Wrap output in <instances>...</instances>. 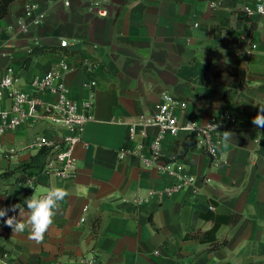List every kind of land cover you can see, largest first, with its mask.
<instances>
[{"label":"crops","instance_id":"1","mask_svg":"<svg viewBox=\"0 0 264 264\" xmlns=\"http://www.w3.org/2000/svg\"><path fill=\"white\" fill-rule=\"evenodd\" d=\"M26 1L13 0L0 18V77L12 66L16 85L34 93L31 78L65 61L71 99L82 101L83 82L96 81L94 118L75 146L71 175L43 169L25 181L0 180V207H26L52 187L69 192L41 244L0 220V254L22 264H264V128L252 123L264 108V15L243 12L255 0H107L106 15L95 12V0H35L40 21L25 32ZM35 47L43 50L27 61ZM241 71L242 85L232 84ZM164 91L186 102L174 108L181 124L223 120L216 164L197 143L165 171L122 154L135 145L128 123L155 111ZM65 131L47 120L8 131L2 140L17 153H0V173L24 161L43 168L50 157L26 145ZM224 131L233 133L226 149ZM187 135L165 133L162 156L181 152ZM218 216L227 219L220 218L214 242L191 236L211 230Z\"/></svg>","mask_w":264,"mask_h":264},{"label":"built area","instance_id":"2","mask_svg":"<svg viewBox=\"0 0 264 264\" xmlns=\"http://www.w3.org/2000/svg\"><path fill=\"white\" fill-rule=\"evenodd\" d=\"M107 0H95L93 5L95 12L106 15L107 9L104 3ZM69 4L70 0H64ZM215 6V3H212ZM38 3L28 0L24 3V16L20 20L22 31H28L31 24L40 21V15L36 14ZM246 15H264V0H255L251 5L243 7ZM60 44L65 46L67 41L62 39ZM252 46H255L252 44ZM3 54L0 51V55ZM69 66L62 61L56 68L48 70L42 75L33 76L30 80L34 93H29L16 85L17 75L12 66L5 68L0 77V99L7 100L8 105H0V153L15 155L17 148L7 145L2 136L8 131L16 129L25 122H38L47 120L52 125L66 129L50 139L45 134H38L26 145V148L44 149L50 157L43 169L50 173H56L63 177L71 175L75 169V146L81 141V135L85 125L93 116V87L95 80L83 82L87 89V96L80 102L68 96V89L63 80V75ZM39 91H51L56 94L54 100H46L39 96ZM185 106L186 102L176 98L172 93L164 91L155 111L150 114L141 113L136 119L128 123L127 138L135 141L131 149H123L122 154L137 155L144 166L156 167L165 171L168 161L162 156V139L165 133L177 134L180 130H186L196 138V143L211 157L213 164L219 159L218 130L223 126V120L208 121L205 124L187 122L181 124L174 112L176 105ZM232 119L231 116H227ZM233 120V119H232ZM154 127L155 132L149 134L146 127ZM53 163V164H52ZM194 176H186L185 182H191ZM206 181L210 177H205ZM46 194V193H44ZM43 194V195H44ZM142 199H135L140 202ZM212 207V206H211ZM0 264H22L19 260L9 257L7 253L0 254Z\"/></svg>","mask_w":264,"mask_h":264},{"label":"clouds","instance_id":"3","mask_svg":"<svg viewBox=\"0 0 264 264\" xmlns=\"http://www.w3.org/2000/svg\"><path fill=\"white\" fill-rule=\"evenodd\" d=\"M252 123L258 128H264V108H260ZM233 133L224 131L221 144L226 149L232 139ZM69 196L63 187L49 188L46 194L37 196L33 194L24 201L26 207L17 203L9 207H0V220L11 228L14 235L25 231L29 239L36 244L43 243L46 234L55 223L56 216L61 211V204ZM13 215H9V213Z\"/></svg>","mask_w":264,"mask_h":264},{"label":"trees","instance_id":"4","mask_svg":"<svg viewBox=\"0 0 264 264\" xmlns=\"http://www.w3.org/2000/svg\"><path fill=\"white\" fill-rule=\"evenodd\" d=\"M13 0H0V18H2L3 16H5L9 11H10V3L12 2ZM43 50L42 47H35L33 49H31L30 53H29V56L27 58V61L30 60L31 56L33 53H36V52H39ZM230 71L232 73H237V72H240L239 69H235V68H230ZM241 80L239 82H231L232 84L234 85H237V86H241L242 83H243V77H244V73L241 71ZM231 84V85H232ZM196 143V138L194 135L192 134H189L186 136V140L184 142V147H183V150L181 152H174L173 156L172 157H164L168 162H171V161H175L179 158H182L184 156V154L187 152L188 148L192 145V144H195ZM33 167V164L31 162H28V161H24L22 162L18 167H15V168H11V169H8L2 173H0V180L1 179H7L11 176L14 175V181L15 182H20V181H25L29 178H31L33 176V174L39 170H43V168L39 167L37 170H33L32 169ZM212 215V214H210ZM219 217V216H218ZM220 218L223 219V220H226L227 218L226 217H219L217 218L216 217V224L215 226L211 229V230H208V231H201L200 229L195 232V233H192L191 236L195 237V238H198L200 240H210V241H215V231H216V228L220 222ZM218 244H214V247H217Z\"/></svg>","mask_w":264,"mask_h":264}]
</instances>
